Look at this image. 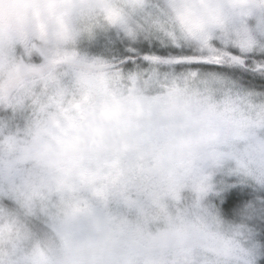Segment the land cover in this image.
Wrapping results in <instances>:
<instances>
[{"label":"clouds","instance_id":"clouds-1","mask_svg":"<svg viewBox=\"0 0 264 264\" xmlns=\"http://www.w3.org/2000/svg\"><path fill=\"white\" fill-rule=\"evenodd\" d=\"M160 2L177 38L264 48V0ZM138 7L0 0V264L264 258L246 220H226L208 201L219 173L264 191V88L210 69L121 77L101 42L135 28Z\"/></svg>","mask_w":264,"mask_h":264},{"label":"snow or ice","instance_id":"snow-or-ice-1","mask_svg":"<svg viewBox=\"0 0 264 264\" xmlns=\"http://www.w3.org/2000/svg\"><path fill=\"white\" fill-rule=\"evenodd\" d=\"M132 2L134 7L139 6L135 28L118 29L109 40L101 42L107 49L109 66L121 77L136 79L143 76L146 82L169 75L196 78L210 69L213 74H225L249 88H257L255 82L260 81V88H264V48L257 51L250 39L232 43L223 38H211L193 45L185 38L167 33L162 27L166 13L160 0ZM191 15L190 9L180 14L182 20ZM210 16L219 19L218 15ZM106 18L115 22L121 18V12L115 8L107 9ZM145 22L158 26L161 35L145 38L142 35Z\"/></svg>","mask_w":264,"mask_h":264},{"label":"rangeland","instance_id":"rangeland-1","mask_svg":"<svg viewBox=\"0 0 264 264\" xmlns=\"http://www.w3.org/2000/svg\"><path fill=\"white\" fill-rule=\"evenodd\" d=\"M250 189L255 194L254 197L246 199L240 206H226L227 195L233 189ZM236 189V190H237ZM264 191H258L251 184L244 183L234 175L219 173L214 179V189L209 194L208 201L211 206L226 220L240 221L246 220L252 229L254 239L264 244ZM262 258L260 259V264Z\"/></svg>","mask_w":264,"mask_h":264},{"label":"trees","instance_id":"trees-1","mask_svg":"<svg viewBox=\"0 0 264 264\" xmlns=\"http://www.w3.org/2000/svg\"><path fill=\"white\" fill-rule=\"evenodd\" d=\"M256 86L257 88L262 87V82L256 81ZM237 189V188H236ZM232 189L231 192L227 195V200L225 205L226 206H240L246 199H249L251 197H254L252 194H255L253 191L250 189H245V188H240V189ZM263 196L264 195L260 194ZM264 230V229H263ZM264 234V233H263ZM262 240L264 241V237H262ZM261 263L264 264V258H262Z\"/></svg>","mask_w":264,"mask_h":264}]
</instances>
